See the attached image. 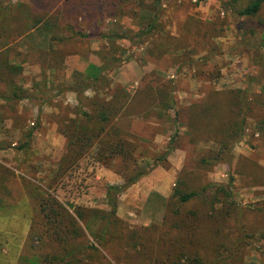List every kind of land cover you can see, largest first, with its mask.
<instances>
[{"label": "rangeland", "instance_id": "rangeland-1", "mask_svg": "<svg viewBox=\"0 0 264 264\" xmlns=\"http://www.w3.org/2000/svg\"><path fill=\"white\" fill-rule=\"evenodd\" d=\"M4 1L13 7L29 3V0ZM250 1H145L151 6L158 5L161 11L158 30L162 29L164 35H180L191 19L201 22L193 24L199 30L205 23L219 26V37L210 43L215 47V52L209 53L210 47L208 49L205 43L203 45L198 41L196 45L192 44L196 54L189 55L192 65L185 67L178 65L176 57L180 55L179 52L154 60L148 57L146 46L134 43L131 34L144 29L145 21L154 16L153 12L140 10L136 5L137 0L121 5V10L128 12L126 16L106 18L99 27H95L94 31L102 35H120L122 39H118L114 46L110 47L109 42L101 38H79L60 46L66 53L64 69L54 62L59 59L58 56L48 51L53 35L50 25L30 32L11 46L8 55L10 63L21 66L22 72L14 78V91L19 99L0 100V113L3 116V122H0V264H21L22 257L32 255L28 238L35 217V193H51L71 213L77 207L108 212L107 186L122 185L137 173L133 166L123 164L120 159H115L105 168L88 157L69 169L64 176H57L58 161L67 149L57 129L67 119L74 118L77 111L76 93L60 91L78 86L90 87L93 79L99 75L101 60L115 57L119 62L106 76L111 84L100 82L97 87L102 97L112 94L115 86L125 87L133 93L155 75L166 81H174L176 88L173 96L177 110L199 101L209 89L245 87L256 93L264 92V65L250 66L253 52L250 46L264 43V29H259L254 21L237 17L235 13ZM259 17L264 18V5ZM75 25H79L77 30L83 35H88L86 22L79 20ZM211 26L209 28L212 30ZM190 40L193 43L194 39ZM260 54L264 58V49ZM3 92L5 89L0 84V93ZM84 95L90 98L94 90L89 88ZM172 118L173 113L168 112L163 120L152 117L148 120L133 118L131 121V132L141 141L146 163L165 155L169 147L173 149L168 153L166 162L126 189L118 198L117 216L130 230L137 231L145 238L152 236L156 239L161 234L163 216H167V202L183 169L188 171L189 187L200 186L205 181L226 185L232 177V200L246 207L241 225L253 238L245 244L232 245L227 254L221 252L225 258L223 264H264V187L247 186L246 178L231 175L225 164H217L207 173L197 171L195 163L200 156L199 151L214 145H190L183 124L177 126L176 136L171 142L175 134ZM245 128L243 142L234 148L235 161L242 156L264 169V128L253 120H248ZM32 130L34 132L29 137ZM25 144L24 149H15ZM258 173L264 174V170ZM214 190L212 188L211 192ZM220 199L221 202L215 207L217 209L228 203L221 195ZM189 208L191 206L184 205L180 211L184 214ZM98 224L93 221L92 230H97ZM221 229L219 237L228 242L226 245L230 249L229 243L238 234L237 224L230 221ZM201 235L207 245L205 249L211 256L210 236L205 226ZM88 238L90 244L96 246L111 264H116L92 238ZM110 250L112 255L123 258L124 262L120 264H133L127 257L130 254L126 256L117 246L111 245Z\"/></svg>", "mask_w": 264, "mask_h": 264}, {"label": "trees", "instance_id": "trees-1", "mask_svg": "<svg viewBox=\"0 0 264 264\" xmlns=\"http://www.w3.org/2000/svg\"><path fill=\"white\" fill-rule=\"evenodd\" d=\"M129 1L29 0V3L13 7L0 0V84L5 89V92L0 93V100L7 102L12 98L19 99L14 91V78L22 72V67L11 64L8 56L15 42L43 25H50L53 35L48 51L58 56L59 59L54 62L64 69L66 53L60 46L79 38H101L106 39L112 47L118 39H122L118 34L106 36L94 29L106 18L126 16L128 12L122 11L121 5ZM145 1L137 0L136 5L140 10L153 12L154 16L145 21L144 29L127 34H131L136 45L146 46L148 57L161 60L179 52L180 55L176 57L178 65L185 67L192 65L189 55L196 54L192 50V44L196 45L198 41L203 45L205 43L211 49L209 53L215 52V47L210 43L212 39L219 37L217 24L211 26L205 23L199 30L193 24L201 22L191 19L180 35H164L162 29L158 30L161 17L158 5L151 6ZM150 1L155 3L159 0ZM263 5L264 0H251L248 5L235 12L236 16L254 21L259 29H264V18L259 17ZM79 20L86 22L89 32L87 36L77 30L79 25L76 27L75 23ZM249 31L253 32L252 29ZM189 38L194 39L193 43ZM250 47L253 49L250 66L264 65V58L260 54L264 43L251 44ZM118 62L115 57L102 59L99 75L93 79L90 87L78 86L60 91L76 93L77 111L74 118L67 119L57 129L67 145L57 164V176H64L69 169L88 157L93 163L105 168L115 159H120L123 164L133 166L137 173L122 185L107 186L108 212L77 207L71 213L51 193H35V217L28 238L32 255L22 257L20 263L111 264L96 246L90 244L89 236L116 264L124 260L112 255L111 245L117 246L126 256L130 254L131 257H127L133 264H223L225 258L221 252L227 254L232 245L239 246L253 238L241 225L246 207H241L232 200V177L226 185L205 181L200 186L189 187L188 171L183 169L167 202V216H163L161 234L156 239L152 236L145 238L137 231L130 230L117 216L118 198L126 189L166 162L168 153L173 149L169 147L165 155L146 163L141 141L131 132L130 124L133 118L148 120L154 117L163 120L168 112H172L171 122L175 134L171 142L176 136L177 126L183 124L190 145L213 144L215 147L199 151L200 156L195 163L197 171L207 173L215 165L225 164L231 175L246 178L247 186L264 187V174L258 173L264 169L247 158L240 156L235 161L234 157V148L243 142L248 120H253L264 128V92L256 93L245 87L209 89L199 101L177 110L173 96L176 88L174 81H166L155 75L133 93L128 92L125 87L115 86L112 94L102 97L98 84H111L106 76ZM89 88L94 90V95L90 98L84 95ZM0 122H3L1 113ZM33 132L32 130L28 136H32ZM25 146L27 144L15 149L22 150ZM233 161L236 162L235 168ZM212 188L215 189L214 192H211ZM220 195L228 203L217 209L216 205L221 202ZM184 205L191 208L183 214L180 208ZM93 221L99 223L97 230L91 228ZM230 221L236 222L238 234L229 243V249L227 241L219 236L221 227ZM204 226L210 236L211 256L205 249L207 245L201 235Z\"/></svg>", "mask_w": 264, "mask_h": 264}, {"label": "crops", "instance_id": "crops-1", "mask_svg": "<svg viewBox=\"0 0 264 264\" xmlns=\"http://www.w3.org/2000/svg\"><path fill=\"white\" fill-rule=\"evenodd\" d=\"M90 62H93V61H91V60H90ZM93 63H94V62H93ZM25 86H28V85H25ZM8 126H10V123H9V125H8Z\"/></svg>", "mask_w": 264, "mask_h": 264}, {"label": "built area", "instance_id": "built-area-1", "mask_svg": "<svg viewBox=\"0 0 264 264\" xmlns=\"http://www.w3.org/2000/svg\"><path fill=\"white\" fill-rule=\"evenodd\" d=\"M193 1H195V0H193Z\"/></svg>", "mask_w": 264, "mask_h": 264}]
</instances>
